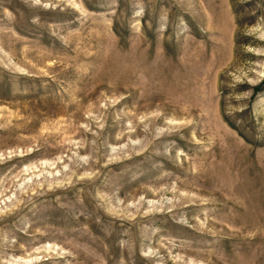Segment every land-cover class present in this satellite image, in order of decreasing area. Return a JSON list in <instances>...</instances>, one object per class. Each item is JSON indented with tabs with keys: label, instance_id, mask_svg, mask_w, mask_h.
I'll return each instance as SVG.
<instances>
[{
	"label": "rangeland",
	"instance_id": "obj_1",
	"mask_svg": "<svg viewBox=\"0 0 264 264\" xmlns=\"http://www.w3.org/2000/svg\"><path fill=\"white\" fill-rule=\"evenodd\" d=\"M0 264H264V0H0Z\"/></svg>",
	"mask_w": 264,
	"mask_h": 264
}]
</instances>
